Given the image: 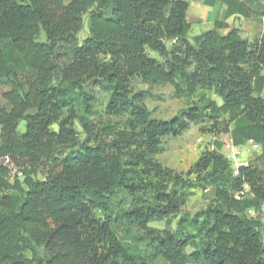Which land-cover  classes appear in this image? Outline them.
<instances>
[{
    "label": "trees",
    "instance_id": "16d2710c",
    "mask_svg": "<svg viewBox=\"0 0 264 264\" xmlns=\"http://www.w3.org/2000/svg\"><path fill=\"white\" fill-rule=\"evenodd\" d=\"M257 1L219 0L224 19L191 44L187 0H0V264H264L262 224L246 214L264 204V34L226 23L264 16ZM134 79L221 103L200 94L152 118ZM100 95L122 127L94 120ZM205 121L261 155L234 175L217 141L193 181L156 161L163 138ZM192 188L211 201L171 229Z\"/></svg>",
    "mask_w": 264,
    "mask_h": 264
},
{
    "label": "rangeland",
    "instance_id": "374dc122",
    "mask_svg": "<svg viewBox=\"0 0 264 264\" xmlns=\"http://www.w3.org/2000/svg\"><path fill=\"white\" fill-rule=\"evenodd\" d=\"M211 1V0H210ZM208 2H203V0H187L188 2V11L187 19L191 24V30L189 33V42L191 44H196L201 33L204 31L211 30L213 28V21L220 20L222 18L223 9L214 6V0ZM86 18L84 19V25L82 31L78 34V42L81 43L83 39L87 36V26ZM231 24L234 26L238 25L240 27L246 26L241 22L240 19L237 21H232ZM245 23V22H244ZM244 28V29H245ZM248 32V31H247ZM246 32V33H247ZM245 37L246 34L243 33ZM44 36L41 35L38 37V41H44ZM149 55L156 57L154 53H149ZM132 88L136 92H142L144 96V104L147 110L150 112L152 118L168 120L178 113L186 110L194 103H198L200 94L204 95L205 100H214L217 104H220V100L216 96L212 95L211 92H202L196 94L192 97L182 96L178 97L174 93L173 87L170 85H154L146 86L142 84L138 79L132 81ZM7 91L6 88H0V107H5L6 102L2 97V93ZM261 97L264 99V89L261 93ZM107 98L105 95H100L97 107V114L94 117V120H100L102 122H109L111 124L116 123L118 127H122L125 120L124 117H107L104 115V108ZM202 104V103H201ZM210 123L207 121L200 124H191L189 129L177 137H165L162 139L161 148L162 151L155 156V159L163 167L169 168L174 171L176 174L182 176L183 178L193 181L195 175L188 171L190 167L197 161V159L205 152L210 151L214 147V143L217 141L222 142L223 144V155L228 160L231 170L234 175H237L235 172V164L247 163L250 164L256 160L262 153V149L258 146H255L253 143H247L238 150L234 149L230 142V136L225 134L213 135L208 132ZM25 123L21 122L19 126V132L23 131ZM206 132V133H204ZM8 161L5 160L4 164H7ZM9 169L11 174H16L17 168L14 165L9 164ZM248 188L245 187L247 192ZM187 193V202L185 206L181 208V213L176 217L171 218L170 222L171 229L176 228L177 222L180 218H190L198 211H202L211 201L212 197L209 192V188H192L186 189ZM256 219L260 220L262 224V229L260 231L262 242L264 244V213L258 214ZM166 221L154 222L150 226L154 229H164L166 228ZM188 230V229H186ZM194 250V247L188 246L186 248L187 253H191ZM158 264H164L160 262ZM194 264V263H189Z\"/></svg>",
    "mask_w": 264,
    "mask_h": 264
},
{
    "label": "crops",
    "instance_id": "0c3cea01",
    "mask_svg": "<svg viewBox=\"0 0 264 264\" xmlns=\"http://www.w3.org/2000/svg\"><path fill=\"white\" fill-rule=\"evenodd\" d=\"M208 1H210V0H203L204 3L205 2H208ZM211 1H213V0H211ZM239 1H244V0H239ZM251 5H252V9L253 10L261 9V6H264V0H258L256 3L251 4ZM214 6L220 8V9L221 8L223 9V11H222V18L220 19L222 21L224 19V15H225V11H226L225 6L224 5H221L220 2H219V0H214ZM238 19H240L241 24L243 23L245 26H246V22H248L247 23V30H246V28L244 26L243 27H240L238 25H236V26L234 25L233 26L231 24L232 23L231 20L232 21H234V20L237 21ZM213 23H214V21H213ZM226 23L228 24V26L230 28H236V29H238L239 32H240V34H241V36L243 38H246V39H249V40H252V39H254L257 36H261V35L264 34V16H256V17L244 18V17H241V16L233 15L232 17H230L229 19L226 20ZM204 32H206V31H204ZM203 33H201V34H203ZM243 33L246 34L245 37L243 36ZM198 41H199V38H198ZM263 75H264V72H263ZM230 142H231V139H230ZM231 145H232V142H231ZM232 147L234 149H236V150H238V148H241V147H234L233 145H232ZM221 153L223 154V147L221 149Z\"/></svg>",
    "mask_w": 264,
    "mask_h": 264
},
{
    "label": "built area",
    "instance_id": "2783aa9c",
    "mask_svg": "<svg viewBox=\"0 0 264 264\" xmlns=\"http://www.w3.org/2000/svg\"><path fill=\"white\" fill-rule=\"evenodd\" d=\"M249 143H252V142H249ZM257 146V145H255ZM247 166V163H240V164H235V172L238 173V170L242 167H246ZM245 187H247L246 185L244 186V189ZM248 188V187H247ZM234 198L239 200V194H235L234 195ZM264 213V204H262L260 207H259V210H255V209H249L246 211V214L249 218H256L258 216V214H262Z\"/></svg>",
    "mask_w": 264,
    "mask_h": 264
}]
</instances>
